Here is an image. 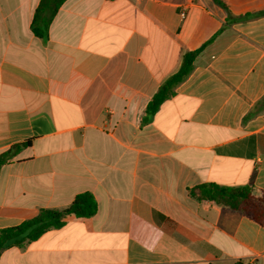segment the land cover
<instances>
[{
	"label": "crops",
	"instance_id": "obj_1",
	"mask_svg": "<svg viewBox=\"0 0 264 264\" xmlns=\"http://www.w3.org/2000/svg\"><path fill=\"white\" fill-rule=\"evenodd\" d=\"M222 1L66 0L42 39L39 0H0V153L30 143L0 168V229L97 204L0 264H264V225L191 193L264 195V0Z\"/></svg>",
	"mask_w": 264,
	"mask_h": 264
},
{
	"label": "trees",
	"instance_id": "obj_2",
	"mask_svg": "<svg viewBox=\"0 0 264 264\" xmlns=\"http://www.w3.org/2000/svg\"><path fill=\"white\" fill-rule=\"evenodd\" d=\"M64 1L66 0H39L30 24V30L35 36L46 39L48 27ZM213 1L226 8L222 0ZM245 17L247 16L245 15ZM201 49L202 47L186 52L182 56L179 69L159 86L147 104V111L154 114L165 100L174 95L175 88L191 72L193 62ZM29 144V141H25L0 153V168L15 156L22 147L29 146ZM191 193L196 194L200 200L226 205L232 210L241 212L254 222L264 225V195L254 197L248 187H223L215 184H202L195 187ZM96 210V201L89 192L77 194L71 203L64 208H40L36 216L13 227L0 229V252L11 246H25L47 231L62 227L70 216L89 218L95 214Z\"/></svg>",
	"mask_w": 264,
	"mask_h": 264
},
{
	"label": "built area",
	"instance_id": "obj_3",
	"mask_svg": "<svg viewBox=\"0 0 264 264\" xmlns=\"http://www.w3.org/2000/svg\"><path fill=\"white\" fill-rule=\"evenodd\" d=\"M182 15H183V13H182ZM246 264H256V262H255V260L250 259V260L247 261Z\"/></svg>",
	"mask_w": 264,
	"mask_h": 264
}]
</instances>
